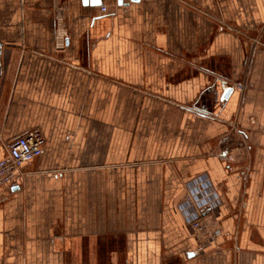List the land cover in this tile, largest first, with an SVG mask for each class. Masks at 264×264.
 Wrapping results in <instances>:
<instances>
[{
    "label": "crops",
    "instance_id": "obj_1",
    "mask_svg": "<svg viewBox=\"0 0 264 264\" xmlns=\"http://www.w3.org/2000/svg\"><path fill=\"white\" fill-rule=\"evenodd\" d=\"M122 1L0 0V156L46 138L0 187V264H264V0ZM204 172L199 254L176 204Z\"/></svg>",
    "mask_w": 264,
    "mask_h": 264
},
{
    "label": "built area",
    "instance_id": "obj_2",
    "mask_svg": "<svg viewBox=\"0 0 264 264\" xmlns=\"http://www.w3.org/2000/svg\"><path fill=\"white\" fill-rule=\"evenodd\" d=\"M106 10V6L102 7ZM239 90L244 89L240 83L233 84ZM46 138L40 129H32L25 134L16 137L5 145V154L0 156V187L11 189L20 187L24 178L22 170L25 164L33 162L42 155ZM244 174V172H242ZM195 181V180H194ZM191 182L190 196L181 204V209L185 220L190 225H194L195 231H200L199 222L207 211H213L221 204L218 192L213 189L209 182V187L205 180L201 179L203 189ZM195 192L194 195L191 193Z\"/></svg>",
    "mask_w": 264,
    "mask_h": 264
},
{
    "label": "rangeland",
    "instance_id": "obj_3",
    "mask_svg": "<svg viewBox=\"0 0 264 264\" xmlns=\"http://www.w3.org/2000/svg\"><path fill=\"white\" fill-rule=\"evenodd\" d=\"M200 10V9H199ZM199 14L204 18H207L209 20V17H211L212 21L216 24H220V23H224V25L226 26V23L220 19V18H217L216 16H209V12L206 11L205 9H202L201 12L199 11ZM202 18V19H203ZM220 22V23H219ZM231 28H234L232 25H230ZM227 28V27H226ZM216 155L218 156V153H216ZM220 155V153H219ZM222 156V155H220ZM220 158V157H219ZM228 158H233V156H230ZM221 160L225 161V162H229L228 159H222L220 158ZM244 172V175H249L247 173V171L245 172L244 170H242ZM201 179L205 180L204 182H206L208 184V187H209V182L211 183L213 189H215L217 192L220 188V184H216V183H212L208 174L206 172L204 173H201L197 176H194L192 178H190L188 181L185 182L184 184V187H185V190H184V193L183 195L181 196L180 200H178L177 204H176V207L177 209L179 210V212L181 213V216L183 217L184 221L187 223V221L185 220V217H184V214L182 212V209H181V204L189 198L190 196V183L194 181V185H196L197 187H199L201 190L203 189V185H202V182H201ZM192 195L195 194V192L191 193ZM218 195H219V198L221 200V204L223 203V199L221 197V194L218 192ZM235 202L238 203H243L244 201L243 200H236ZM221 204L219 206H221ZM219 206L218 208L214 209L213 211H216L217 209H219ZM190 228L192 229V232H193V235H194V238L196 240V252L199 253V254H202L204 253V248L206 245H209V250L211 248H215V247H219L220 244H219V240H218V231L217 229L214 227V223H210L207 221L206 219V214L205 216H203L199 222V225H197L198 227L200 226L201 230L200 231H195V228H194V225H190L189 223H187Z\"/></svg>",
    "mask_w": 264,
    "mask_h": 264
},
{
    "label": "water",
    "instance_id": "obj_4",
    "mask_svg": "<svg viewBox=\"0 0 264 264\" xmlns=\"http://www.w3.org/2000/svg\"><path fill=\"white\" fill-rule=\"evenodd\" d=\"M137 1V0H136ZM83 4L88 6H99V5H102V0H82ZM123 1L122 0H119V4H121ZM234 91V88L231 87V86H226L225 84H223V93L221 95V101H224V100H228L230 98V96L232 95ZM18 187L16 188H13V189H17ZM190 255H193V254H190Z\"/></svg>",
    "mask_w": 264,
    "mask_h": 264
}]
</instances>
